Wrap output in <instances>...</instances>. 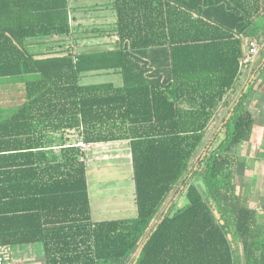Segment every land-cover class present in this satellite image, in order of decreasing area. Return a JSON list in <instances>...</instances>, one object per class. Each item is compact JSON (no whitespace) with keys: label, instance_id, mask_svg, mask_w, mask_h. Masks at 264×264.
<instances>
[{"label":"trees","instance_id":"trees-1","mask_svg":"<svg viewBox=\"0 0 264 264\" xmlns=\"http://www.w3.org/2000/svg\"><path fill=\"white\" fill-rule=\"evenodd\" d=\"M113 6L114 46L78 52L69 0H0V78L38 75L0 121V245L39 243L46 264H264V215L235 181V149L254 126L245 104L253 84L230 103L245 39L264 38V0ZM48 35H69L71 46L49 56L28 49L29 39ZM103 71L119 73L122 85L80 83ZM65 128L86 143L130 141L134 218L92 219L86 148L55 150L47 136ZM181 196L186 204L173 210Z\"/></svg>","mask_w":264,"mask_h":264},{"label":"rangeland","instance_id":"rangeland-1","mask_svg":"<svg viewBox=\"0 0 264 264\" xmlns=\"http://www.w3.org/2000/svg\"><path fill=\"white\" fill-rule=\"evenodd\" d=\"M107 2L108 1L106 0H69V5L72 8V15L74 14V16L76 17L80 14L83 7H86V9H88L86 10V18L89 21V25L87 26L89 31L86 34L82 31L78 33L83 38L82 40H80L77 37L76 50L78 52L96 50L99 48V46L106 47L103 46V39H105V35H102L103 33L92 36L91 34L95 28H99L96 22L99 20L100 13L98 11L100 9L97 8L102 7L103 4H107ZM75 28L78 29L76 26ZM83 34L85 35L83 36ZM245 41L246 46L244 45V47H246L247 50L246 55L248 60L245 62L246 67H244V72L241 75L238 89L231 96V104L236 99L241 90L245 87V83L247 81H250L251 84H253L254 88L252 89V91H255V88L260 83L259 79L261 80L263 78L264 61L261 65L260 62L263 59L262 52L264 50V38L249 37L246 38ZM51 44L55 45V47L59 46L57 41L54 42L47 38V40H44V42H34L32 44H29L28 49L33 51L39 47L38 50H44L47 45ZM254 44L259 46L258 50L256 52H251L250 48ZM67 47L68 42L65 41L64 48ZM259 65L261 67H259ZM37 76L38 75L36 74H22L18 76H8L0 78V104L4 106V113L2 115L3 117L10 116L14 112L16 107L26 99L25 82L27 80L34 79ZM100 82H113L116 86H120L122 85V76L119 73L103 71L85 73L82 74L80 78V83L85 85ZM252 91L250 95L252 94ZM250 95L247 97L245 104L247 103L251 108ZM228 109L229 108L222 107L219 110L218 115L214 118L207 131L205 137L206 141L214 133L219 122H221L223 117L226 115ZM263 116L264 108L258 115L259 121L263 119ZM263 131L264 128L262 130L254 128L249 137H256V132L259 135V132ZM247 141L248 140H244L235 149L236 153H238L239 155V163L237 166L235 178L237 191L241 198L245 199V201L251 207L257 208L260 214L264 215V137L263 139L258 138L255 140L251 139L248 142ZM99 146H105V148H107V150H111V152H109L107 156L101 153L96 154L94 149L96 150V148H98ZM117 146L119 147V149L115 150L114 148H117ZM88 151L89 153H87L86 165L88 170L89 195L92 201L93 208V219L95 221H104L134 218L137 214V207L135 202L133 168L128 142L126 140H121L113 144L97 143L93 146V148H89ZM254 156H260L263 160L256 165L255 161L253 160ZM192 162H196V158H194ZM200 188L204 192V196L210 203L217 216L221 217L219 208L207 194V190L203 188L201 184ZM248 188L250 192L249 190L247 191ZM176 194L177 189L174 191L169 202L173 200V196H175ZM186 202V197L181 196L176 201L173 210L182 207L186 204ZM34 245H36L38 250H41L43 252L41 244L37 243ZM12 250L14 258V255L17 252V247H14V249ZM237 250L239 252L241 251L239 244L237 245ZM41 261V259L36 258V261L34 262L35 264H42ZM34 262L26 259L24 255L23 257H20L19 260H15V263L20 264H34Z\"/></svg>","mask_w":264,"mask_h":264},{"label":"crops","instance_id":"crops-1","mask_svg":"<svg viewBox=\"0 0 264 264\" xmlns=\"http://www.w3.org/2000/svg\"><path fill=\"white\" fill-rule=\"evenodd\" d=\"M108 1L107 4H103L102 7L97 8L100 9L98 12L100 13L99 15V20L96 22L98 25V29H100L101 32H104L102 35H105L103 39V46L106 47H110V46H114V42L117 38L116 35H114V32L112 31L111 33H109V29H111L115 23H116V11L114 9L113 6V0H106ZM106 5V6H104ZM86 7H83L82 11L80 12V14L76 17L74 16V14L72 15V10L70 12V23L72 26L73 30H77V31H82L85 32V34L89 31V29L87 28V26L89 25V21L87 20L86 16H87V12H86ZM75 26L78 28L76 29ZM109 26V27H108ZM97 29V28H95ZM94 29V30H95ZM90 33V32H89ZM83 34V36L85 35ZM113 34V35H110ZM109 35V36H108ZM78 39L82 40L83 38L81 37L80 34H78ZM47 38H49L51 41H57L59 46H56L51 44V45H47L46 48L44 50H38V48H36L35 50H33L34 52H46V55H52V54H64L65 53V49L64 45H65V41L68 42V47L69 48L71 46V36L69 35H63V36H55V35H48V36H37L34 38H31L28 40L29 44L32 43H40V42H44V40H47ZM98 42V41H97ZM246 42V41H245ZM76 43V42H74ZM100 44V43H99ZM97 44V45H99ZM76 45V44H75ZM244 45L246 46V44L244 43ZM63 46V47H62ZM101 47V46H100ZM245 50V56L247 54V50L246 47H244ZM264 61V57L262 59V61L260 62V65L263 63ZM259 65V67H261ZM251 79V78H250ZM249 79V80H250ZM247 81L245 83V85L248 84ZM259 85L255 88V91H252V94L250 95V105L251 108L249 107V105L247 104V107L251 110L252 108V112L254 114V128L260 129L262 130L264 128V116L263 119L259 121L258 115L259 113L262 112V109L264 108V73H263V78L260 80L259 79ZM254 88V87H253ZM21 104V103H20ZM253 105V106H252ZM17 108V107H16ZM16 110V109H15ZM14 110V111H15ZM4 111V106H2L0 104V121H2L3 119L7 118V117H3V112ZM48 138H50L51 143L50 146L52 147V149L58 150L60 148H65V147H69L71 145H76L77 141L80 140L81 136H80V130L79 129H70V128H65V129H61V130H48L47 133ZM250 136V135H249ZM247 136L244 140H255L258 138H262L264 137V131L263 132H259V135L256 132V137L252 136L249 137ZM128 144H129V148H130V141L125 139ZM117 141H121V140H114V141H108V142H97V143H107V144H113ZM247 141V142H248ZM97 143H87L88 147H86V156H85V160L87 157V153H89L88 149L89 148H93V146ZM119 149V147L117 146V148ZM113 150V149H112ZM95 153H101L107 156V154L109 152H111V150H107V148H105V146H99L98 148H96V150L94 149ZM130 156H131V162H132V154H131V149H130ZM253 160L255 161L256 165L258 163H260L263 159L260 156H254ZM132 168H133V164H132ZM255 175V173H254ZM253 175V177H254ZM86 178H87V184H88V191H89V182H88V170H87V165H86ZM249 190V188L247 189V191ZM250 192V190H249ZM90 194V193H89ZM90 197V195H89ZM90 204H91V213H92V219H93V208H92V201L90 199ZM99 210V207H98ZM94 220V219H93ZM95 221V220H94ZM99 221V220H98ZM14 249V248H13ZM23 255L25 256L26 259L31 260L32 262L36 261L37 259H41L42 264H46V260L45 257L43 255V252L41 250H38V248L36 247V245H18L17 246V252L14 255V258H12L11 261H9L7 264H20V263H15V260H19L20 257H23ZM20 262V261H19ZM35 264V262H34Z\"/></svg>","mask_w":264,"mask_h":264},{"label":"built area","instance_id":"built-area-1","mask_svg":"<svg viewBox=\"0 0 264 264\" xmlns=\"http://www.w3.org/2000/svg\"><path fill=\"white\" fill-rule=\"evenodd\" d=\"M258 47H259L258 45L254 44L250 48V51L256 52L258 50ZM247 60L248 59L246 55L245 58L243 59V62L245 63ZM76 144L84 148L88 147V144L82 139L78 140ZM12 258H13L12 248L9 245H0V264H7L9 261L12 260Z\"/></svg>","mask_w":264,"mask_h":264}]
</instances>
